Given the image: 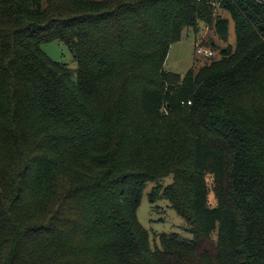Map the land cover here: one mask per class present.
Masks as SVG:
<instances>
[{
    "label": "trees",
    "instance_id": "trees-1",
    "mask_svg": "<svg viewBox=\"0 0 264 264\" xmlns=\"http://www.w3.org/2000/svg\"><path fill=\"white\" fill-rule=\"evenodd\" d=\"M224 13L236 47L166 71ZM149 183L192 239L151 246ZM0 264H264V0H0Z\"/></svg>",
    "mask_w": 264,
    "mask_h": 264
},
{
    "label": "rangeland",
    "instance_id": "rangeland-1",
    "mask_svg": "<svg viewBox=\"0 0 264 264\" xmlns=\"http://www.w3.org/2000/svg\"><path fill=\"white\" fill-rule=\"evenodd\" d=\"M229 20L228 41L225 44L217 34L216 30L210 27H202L196 34L192 29L185 30L181 41L171 46L167 58L165 69L179 75H186L189 70L200 67L206 63L209 58L204 55H198L197 49L202 48L205 51H214L218 58L220 50L232 46L236 47L235 24L230 15L224 13ZM46 54L54 61L66 64L69 68H77V63L68 46L54 41L43 46ZM173 178L169 177L163 181L164 186L172 183ZM154 184L149 183L144 191L141 205L138 210V219L140 224L150 233V242L152 247H161L159 235L177 233L187 239L193 236L185 231L186 223L171 207L169 201L158 199L151 202L150 194ZM212 205H216L215 196H210ZM216 239V235L214 236Z\"/></svg>",
    "mask_w": 264,
    "mask_h": 264
},
{
    "label": "built area",
    "instance_id": "built-area-1",
    "mask_svg": "<svg viewBox=\"0 0 264 264\" xmlns=\"http://www.w3.org/2000/svg\"><path fill=\"white\" fill-rule=\"evenodd\" d=\"M196 52H197L198 55H204L207 58H211V57L215 56L214 51H211V50L210 51H205L202 48H198Z\"/></svg>",
    "mask_w": 264,
    "mask_h": 264
}]
</instances>
